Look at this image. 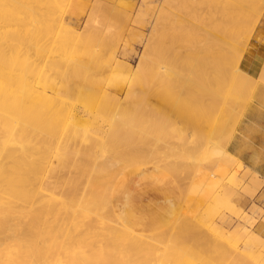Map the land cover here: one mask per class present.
<instances>
[{
	"label": "rangeland",
	"instance_id": "obj_1",
	"mask_svg": "<svg viewBox=\"0 0 264 264\" xmlns=\"http://www.w3.org/2000/svg\"><path fill=\"white\" fill-rule=\"evenodd\" d=\"M183 1L188 5L187 17L183 9L177 8L178 0H60L58 10L65 32L58 28L54 34L37 36V49L29 47L18 52V72L29 81H40L39 90L42 84L63 82L59 95L46 88L48 94L62 107L79 111L81 117L66 120L64 131L56 134L59 144L73 147L75 143L69 139L73 130L99 139L93 142L124 141L120 149H125L129 162L113 167V174L121 178L120 169H128L126 177L134 191L135 213L145 206L149 220L162 204L155 182L148 179L153 174L151 168L159 167L170 175L176 196L173 199L190 211L189 218L159 226L162 231L148 229L145 234L140 233L142 222L132 220L131 229L138 232L132 235L150 244L149 249L141 247L134 257L141 259H135L137 264H264V179L254 175L253 169L229 149L241 120L251 108L258 109L255 120H264L263 3L258 0L247 8L250 16L261 14L256 17L257 23L251 17L242 22L244 25L238 23L235 33L221 43L222 48L228 47L227 56L235 67L247 62L258 70L250 67L256 70L249 72L250 83L243 85L239 78H233L230 86L215 89L211 95L202 71H195L201 66L199 56L207 38L197 17L201 1ZM259 7H263L262 11L256 15ZM245 25L252 26L253 32ZM119 62L128 68L117 67ZM161 66H168L172 72L159 76L156 72ZM227 66L230 72L233 68ZM108 70L110 81L102 82L101 87L99 83ZM104 89L110 97L103 98ZM81 90L88 98L86 105L77 99ZM116 99L123 100L122 104L117 105ZM200 136L220 137V144L232 154V159L220 154L214 157L215 163L219 159L225 161L222 170L217 171L215 164L191 169L186 154L167 152V144L178 149L183 145L197 146L198 139H205ZM38 140L43 141L42 134ZM94 150L96 157L102 154L99 146ZM45 157L46 167L56 164L55 151ZM110 161L106 154L98 163L107 165ZM172 164L175 169L168 171ZM58 170L65 177L75 173L67 168ZM46 172L39 175L41 180L46 179ZM144 174L146 183L135 187L133 181ZM61 178L59 175L51 181L60 182ZM166 192L164 196L173 197L174 193ZM109 219L116 223L111 217L109 224L113 225ZM243 224L251 233L240 230ZM251 236L257 239L251 241ZM194 238L203 243L195 244ZM127 245L124 241V249ZM190 247L194 248L191 253ZM167 248L168 252L176 249L178 255L160 259L157 254Z\"/></svg>",
	"mask_w": 264,
	"mask_h": 264
},
{
	"label": "bare ground",
	"instance_id": "obj_2",
	"mask_svg": "<svg viewBox=\"0 0 264 264\" xmlns=\"http://www.w3.org/2000/svg\"><path fill=\"white\" fill-rule=\"evenodd\" d=\"M200 1L201 4L197 7L199 13L195 16L200 19L207 38L203 41L202 55L200 53L199 56L201 66L195 71H202L204 84L211 95L215 89L230 86L233 78H239L243 85L250 83L249 72L252 73L251 70L256 67L252 68L247 62L243 65L236 64L235 67L227 56L228 47L222 48L221 43L227 42L235 33L238 23L244 25L250 17L251 20L254 18V21H258L259 18L256 17L261 15L264 0H261L263 7L256 11V15H260L254 17L250 16L247 8L248 5L254 6L258 0ZM59 2L60 0H0V264H137V259H141L134 257L141 247L149 249L150 244L145 239L134 237L132 220L142 222L143 229L140 233L145 234L148 229L152 228V232H155L159 226L187 220L190 211L187 208L184 210V206L173 199L176 196L170 175L161 172L159 167H153V174L148 179L155 182L153 184H156L155 187L162 196V204L150 215V222L147 207H139L135 213L132 203L134 191L126 177L128 169H120L119 172L123 175L121 178H116L113 174V167L129 162L125 149H120L124 141L93 142L99 139L73 130L69 135V139L75 143L73 147L67 143H58L56 134L64 131L66 120L71 118L76 121L80 119V113L62 107L54 96L48 94L46 88L59 95L63 82L42 84V90H39L40 81L24 78L18 72L21 61L18 52L29 47L36 48L37 36L54 34L58 28L59 32H65L58 10ZM193 2L195 4L198 0ZM176 6L183 9L187 17L188 5L183 0H178ZM229 47L232 48V45L229 44ZM227 65L233 68L230 72L227 71ZM117 67L128 68L120 62ZM171 72L172 69L168 66H161L156 74L161 76ZM226 73L230 74L228 76L231 79ZM110 75L111 71L108 70V74L99 83L100 86L102 82L105 83L108 79L110 81ZM102 96L110 97V94L104 89ZM77 99L84 105L88 103L83 90L78 93ZM117 101V105L123 102L121 99ZM234 128L235 125L233 132ZM39 134L43 135L42 142L38 140ZM231 136L230 133L227 141ZM198 138L200 143L197 146L183 145L178 149L167 144V152L170 155L186 154L190 162L188 167L191 169L215 164L214 168L220 171L225 167V161L219 159L215 163L214 157L220 154L224 159L233 158L225 146L220 144V137ZM96 146L101 148L102 154L99 157L95 156ZM52 151L56 152V164L46 167L45 156ZM106 154L111 158L110 163H98ZM133 163L137 164L134 160ZM175 167L172 164L168 171H173ZM59 168H67L68 172L72 170L75 173L65 177ZM44 171H47L46 179L41 180L39 175ZM252 172L257 174L254 170ZM59 175L62 176V181H51ZM146 178L145 174L139 175L133 181L134 186H140L148 180ZM57 186H62V189L54 190ZM78 189L81 191L77 192ZM166 191L174 193L173 197L164 196ZM107 217H113L117 224L112 219L109 220L113 225L109 224ZM242 220L243 217L240 221ZM248 220L249 218L246 219ZM121 225L124 228H120ZM246 229V224L241 225L240 230L249 233L250 229ZM202 238L201 240L204 239ZM198 239L194 240L195 244H202ZM255 239V236L250 237L251 241ZM124 241L128 244L126 249L123 247ZM192 248L188 250L190 253ZM168 249L156 253L157 256L163 260L172 259L176 249L174 252H168Z\"/></svg>",
	"mask_w": 264,
	"mask_h": 264
},
{
	"label": "crops",
	"instance_id": "obj_3",
	"mask_svg": "<svg viewBox=\"0 0 264 264\" xmlns=\"http://www.w3.org/2000/svg\"><path fill=\"white\" fill-rule=\"evenodd\" d=\"M256 111L257 107L251 108L241 120L238 133L229 149L264 179V120L260 118L255 120Z\"/></svg>",
	"mask_w": 264,
	"mask_h": 264
}]
</instances>
